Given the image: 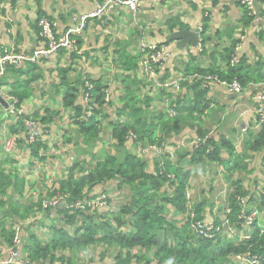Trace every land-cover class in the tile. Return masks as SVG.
Segmentation results:
<instances>
[{"label":"crops","instance_id":"0c3cea01","mask_svg":"<svg viewBox=\"0 0 264 264\" xmlns=\"http://www.w3.org/2000/svg\"><path fill=\"white\" fill-rule=\"evenodd\" d=\"M244 2V0H140L139 12L134 18L125 8L114 9L111 20L92 19L87 24L81 36V48L86 63L65 56L61 52L44 60L35 68H20L22 74L11 71L1 81L0 87L9 93L11 84L15 80L26 81L37 75L38 80L30 86L32 94L24 102L27 104L25 110L26 107L32 106L34 112H38L37 115H40L42 119H48V113L45 114L38 104L45 103L46 106H57L58 111L62 110L61 101L66 86L58 85L57 71L59 69V72L67 71L66 78L71 85L100 81L106 87L112 101L111 106L104 105L105 121L96 118L98 122L101 121L104 128H99V139L94 140L95 142L87 140L82 135L77 139L79 158H83L85 164L94 163L90 155L101 158V155L106 153L108 143L109 150H113L110 141H107L110 138L111 129L107 126V121L114 119L115 108L121 105L123 77L130 79L134 77L142 94L151 96L152 113L160 112L166 117L167 106L164 100L168 97L164 95L169 92H164L163 95V91L156 86V82L170 80L180 73L186 74L195 68L224 71L225 63L221 61L220 56L230 47L233 53L237 52L239 59L245 60V66L258 65L260 75L264 73V5L259 0H251V5L248 7L244 5ZM94 9L92 0H16L12 4L0 3V55L5 49L14 54H28L39 44L34 33L38 11L55 23L57 32H63L71 24L73 16L88 14ZM245 9L251 10L252 15L259 16V20L244 25L242 19ZM8 18L12 19V26L6 23ZM203 27H206L204 37L207 40L203 44L200 40L197 50L190 45L181 50L176 42L169 39L174 32L198 33ZM11 28L13 32L9 33ZM144 44L166 46L170 51V58L160 66L159 73L157 72L158 79L156 76L141 78L138 68L135 71H123L117 61L120 52L135 57ZM192 83L191 81L181 85L179 91L172 95L174 107L175 105H178L180 109H186L188 105L191 107L190 86ZM263 85L264 83H249L242 87V92L237 95L225 87L206 83L204 84V101L207 107L202 113L198 111L194 115L188 114L190 120H187L186 114L181 112L174 127L165 131L163 148L168 152L178 148L192 150L191 143L197 141L200 130L204 131L208 137H212L217 146H221L223 142L228 145L223 146L220 153L224 165L205 163L184 167L190 172L187 187L188 205L191 208V205L195 203H204L201 207L204 222L213 220L223 222L227 195L234 188L233 183L238 182L239 186L248 191L251 197L248 199L253 205L250 206L258 211L259 224L262 223L264 228V150L261 153L255 152L247 146L252 136L261 127L255 124L257 116L254 95ZM75 104L82 105L81 96L76 95ZM3 113V108L0 106V138ZM60 114L61 117H51L50 123L42 124L49 128L46 133L48 138L52 133L55 140H69L75 132L72 121L66 120L69 110ZM244 128L246 132L242 134L241 130ZM125 146L128 150L132 149L130 142H127ZM180 151L185 150H179L177 154ZM230 152L234 154L232 161L229 160ZM15 153L16 162L20 168L30 167L27 166L28 151H25L23 146L17 147ZM59 156L57 154L56 159ZM237 157L240 162L236 161ZM142 159L146 162L147 170L151 171L154 160L156 161L155 155L149 153ZM4 161L5 155L0 145V167ZM236 162L239 163L237 169L230 170ZM37 168L33 167V171H29L25 176L27 183L31 186L26 192L28 201H34L39 193H45L46 189L52 187L60 178L59 171L51 168L46 171L36 170ZM100 191L108 196L110 210L114 212L126 203L130 196V191L127 188L118 187L117 181L99 184L91 192L95 194ZM259 196L262 198L258 199ZM167 218L174 221L182 220L174 208L168 210ZM25 223L29 225L32 220L29 219ZM182 224L183 222H180L179 226ZM230 229L231 234L228 233L227 227H223L219 236L222 244L238 242L250 234L249 229L242 225L230 226ZM90 248H95L97 255L103 250L96 247ZM0 250L3 253L8 249L7 246L0 245ZM84 255L86 256L85 252ZM115 255V253L112 254L111 258ZM87 257H91V254L87 253Z\"/></svg>","mask_w":264,"mask_h":264},{"label":"trees","instance_id":"16d2710c","mask_svg":"<svg viewBox=\"0 0 264 264\" xmlns=\"http://www.w3.org/2000/svg\"><path fill=\"white\" fill-rule=\"evenodd\" d=\"M15 1L0 0V3L10 2L12 4ZM262 4L264 5V0ZM44 17L38 11L36 22ZM251 19L250 13L247 14L244 10L242 23L247 25ZM205 29L206 27H203L200 33L202 44L207 40L204 37ZM34 33L35 36L38 35L36 23ZM77 44L81 46V38ZM223 53L220 59L225 63L224 71L195 68L185 75H211L227 82L235 80L241 87L249 83H264V73L260 75L258 65L245 66V60L240 59L237 65L231 66L229 64L233 55L231 47ZM117 61L123 71H135L138 68L137 58L131 57L128 53L120 52ZM36 66L27 64L25 69ZM59 70L57 71L58 85L66 86L62 95V107L69 108V116L75 131L74 136L66 141L73 145L74 152H79L77 139L80 135L90 141L99 139V128H104V126L96 118L105 121L104 105L111 106L112 101L109 98L108 103L105 102L106 87L100 81L91 82L94 87L90 93L92 111L91 117L86 119L83 111L85 112L87 108L83 110L81 105L75 104L74 91L78 88L71 86L68 82L66 70L60 72ZM11 71L22 74L21 69L14 67H7L5 70L6 74ZM153 71L159 73V68L153 66ZM3 79H0V86ZM36 80H38L37 75L26 81L15 80L11 84L9 94L18 100V104L23 103L31 96L30 86ZM78 84L82 85V83ZM201 84L202 81L196 79L190 86L191 107L188 105L186 109H180L178 105L174 107L172 101L171 107L175 115L165 117L160 112L152 113L151 96L142 94L134 77L131 79L123 77L121 105L115 108L114 119L107 121V126L111 128L110 138L107 141L115 142L111 144L113 153L105 149L106 153L101 155V158L90 155L94 161L90 164H85L84 159L78 156L79 161H73L67 166L66 175L62 177V172H60L62 178H59L45 193H39L34 201L26 199V192L31 186L22 175L23 168H20L18 162L15 163L12 157L6 158L0 167V196L3 195L0 198V245L7 246V249L13 246L14 227L19 220H13V224L8 220L18 218L22 219V222L32 220V223L29 225L25 223L20 229L19 235L23 233L25 241L20 242L17 249L22 257L35 264H71L70 259L65 257L64 253L71 254L89 246L103 249L99 254L102 255L105 263L116 262L117 264H169V262L170 264H238L233 259L237 254L249 253L264 257V231L258 227L256 222L248 228L249 239L225 244H222L219 237L215 241L197 238L189 228L190 219L188 217L191 214L195 216V221L204 220L201 211L204 203H195L191 205V208L188 205L189 199H186L185 195L190 172L184 167L205 163L224 165L220 153L223 146H228L226 143L223 142L221 146H217L212 137H207L204 131L200 130L197 134L199 142L196 148L180 151L173 160L166 159L165 155L156 157L151 171L147 170L146 162L142 159L144 156L136 152L135 145L143 142L162 148L165 131L174 127L181 112L186 114L187 120H190L188 114L194 115L198 111L202 113L207 105L204 101L205 91ZM162 94L164 95V92ZM51 115L54 114L48 113L50 121ZM32 117H38L37 113ZM44 120L41 117V121L44 122ZM130 136H133L134 140L132 149L128 150L125 145ZM2 139L3 137L0 138L1 141ZM247 146L255 152L261 153L264 150V124L252 136ZM34 147H36V155L37 150L44 148V145L40 142ZM233 155V152H230V161ZM238 159L239 157L236 161ZM238 164L237 162L233 164L230 170L237 169ZM32 171L33 169L30 170ZM109 181H117L118 187H124L130 191L128 201L123 203L116 212L98 210L81 212L69 211L62 206L56 208L41 206L44 196L52 198L58 193L67 195V204L88 199L87 195L93 188ZM233 186V191L227 195L226 206L230 210L227 220L234 227L240 225L239 216L243 210V206L237 202L236 198L240 196L248 206L252 204L247 190L239 186L238 182L233 183ZM261 198L259 196L258 199ZM170 208H174L180 214L181 221L167 218ZM14 222L17 223L14 224ZM180 222H183L181 226H179ZM37 224L40 232L38 235L35 233L36 228L33 227ZM108 251H111L110 255L106 254ZM114 253L115 257L111 258ZM1 255L2 250H0Z\"/></svg>","mask_w":264,"mask_h":264},{"label":"built area","instance_id":"2783aa9c","mask_svg":"<svg viewBox=\"0 0 264 264\" xmlns=\"http://www.w3.org/2000/svg\"><path fill=\"white\" fill-rule=\"evenodd\" d=\"M95 5V9L93 12L84 14L81 16H76L71 19L70 26L63 32L58 33L56 30V25L54 22H50L46 18H41L37 22L38 27V42L39 44L31 51L30 54H14L13 52H8L6 49L0 55V76H2L4 69L6 66H21L24 63L30 64H39L41 61L46 60L54 55H56L59 51H64L67 54H72L78 57V59L82 60L86 63V60L83 56V51L78 47L77 41L81 36L83 30L86 27V24L91 19H102L105 18L107 20H111V15L114 9L117 8H125L128 12L131 13L134 18L139 12L140 0H92ZM245 6L251 5V0H244ZM263 1V0H259ZM249 10V9H248ZM250 15L252 16L254 22L259 20L258 17L252 15V11L249 10ZM8 23L11 24V20L8 19ZM13 29L9 33H12ZM198 49V48H197ZM196 49V50H197ZM189 54V53H188ZM170 51L165 46H157V45H149L144 44L139 49L138 56V66L139 72L142 76L155 77L156 72L153 71V66L159 67L166 63L170 58ZM239 63V58L237 56H233L230 65H237ZM196 79L201 80V87L204 88V84L211 83L215 85H219L221 87L227 88L230 92L234 94H240L242 92L241 86L233 81L231 83L226 81H220L217 77L213 76H199L198 74L193 75H182L179 74L175 78L164 81L161 84L156 82V86L160 90H164L166 92L171 93V95L176 94L182 83H187L191 81H195ZM83 92V103L84 107H87V110L83 113L85 114V118L91 117L92 108L89 104L92 103V100L89 99L90 92L93 89V86L87 82L84 83ZM0 95L7 103V109L5 110L6 119L8 118L12 121L13 124L17 123L18 120L21 122V127L23 131H19L18 134L7 137L3 141V152L6 156L12 157L16 160V145L18 143H23L27 145H33L36 143H42L44 146L47 144H52L53 137L52 133L50 134V138L46 134L48 130L42 129L41 125L28 118L23 105H19L17 99L10 97L8 95L2 94ZM254 101L256 104L255 115L257 116V127L261 124H264V85L260 87V90L254 95ZM105 102H107V97L105 98ZM164 104L167 106L166 114L169 117H173L175 115L174 109L170 107V100L165 99ZM61 117V114H59ZM66 120L71 122L70 116L66 117ZM246 129H242L241 133L244 134ZM134 137L130 136L129 141L133 143ZM23 141V142H21ZM198 142H192V149L198 146ZM111 144L115 142L110 141ZM69 146L68 153L65 154L63 159H60L57 164L56 155L59 154L57 152L52 153L47 148H39L37 150V155L28 162L27 166L23 167L22 175L27 176L29 171L33 169V167H38L36 170L46 171L48 168L54 169L55 171L62 172L63 177L66 175L67 166L73 163L74 157L70 154L73 153V145L72 144H64L62 148L65 150ZM184 146V145H183ZM110 145L108 143L107 149L109 150ZM136 152L141 156H145L146 154L153 153L155 157L159 158L163 155L167 156L166 159H175L174 153L166 151L165 148H157L151 146L150 144L137 143L135 145ZM180 149V148H178ZM63 150V151H64ZM65 152V151H64ZM110 153H113V150H110ZM38 161V163H36ZM51 188V187H50ZM88 199H83L80 201H74L72 203L67 204V195L63 193H58L55 197L45 198L41 203L43 208H56L59 206L64 207L69 211H81L86 212L87 210H98V211H112L110 210V205L108 203V199L106 195L103 193L88 194ZM186 198H189V194L186 193ZM237 202L243 206V210L240 213L239 219L241 224L244 227L251 226L256 219L258 218V213L256 210L251 209V207L245 205V201L241 197L236 198ZM229 209H226V215L229 214ZM190 219L189 228L193 232L194 236L197 238H202L210 241H214L219 237L222 233L223 227H227L228 233H232V230L229 227L227 220L223 222V225L218 226L215 221L210 222H198L195 221V216L193 214L188 217ZM19 226L15 228V237L13 240V246L9 249V251L0 256V264H35L29 262L26 258L22 257L17 250V245L20 243L19 241ZM264 231V230H262ZM247 238V237H246ZM234 261L238 264H264V257L254 256L249 253L238 254L233 257ZM91 264V263H90ZM99 264H117L116 262H108V263H99Z\"/></svg>","mask_w":264,"mask_h":264},{"label":"clouds","instance_id":"9594fccd","mask_svg":"<svg viewBox=\"0 0 264 264\" xmlns=\"http://www.w3.org/2000/svg\"><path fill=\"white\" fill-rule=\"evenodd\" d=\"M261 3H262V1H260ZM246 11H247V14L249 13V10L248 9H245ZM76 16H78V15H76ZM76 16H73L72 17V19L74 18V17H76ZM81 16V15H80ZM251 16V15H250ZM44 18H46V17H44ZM251 18H252V16H251ZM258 18H259V16H258ZM9 19V18H8ZM8 19L6 20V23H8L7 21H8ZM41 19V18H40ZM47 20H49L48 18H46ZM9 20H11L12 21V19H9ZM92 20V19H91ZM97 20H99V19H97ZM101 20V19H100ZM50 22H52L51 20H49ZM254 20H253V18L251 19V22H253ZM38 22V21H37ZM37 22H36V26H37ZM90 22V20L88 21V23ZM87 23V24H88ZM12 24H13V21L11 22V24L10 23H8V25H11L12 26ZM87 24H86V26H87ZM70 26V25H69ZM68 26V27H69ZM67 27V28H68ZM38 28V27H37ZM66 28V29H67ZM86 28V27H85ZM65 29V30H66ZM57 30V29H56ZM64 30V31H65ZM85 30V29H84ZM84 30H83V32H84ZM39 31V30H38ZM63 31V32H64ZM63 32H58V33H63ZM83 32H82V34H83ZM200 33H201V29H200V31L197 33L198 34V36H199V42H200V40H201V36H200ZM82 34H81V36H82ZM81 36L79 37V39L81 38ZM36 38H38V35H36L35 36ZM78 39V40H79ZM38 40H39V38H38ZM199 42H198V45H199ZM150 45V44H149ZM198 45H197V47H195L194 49H197V48H199L198 47ZM157 46H161V45H157ZM81 50H82V48H81V46L79 45L78 46ZM166 47V46H165ZM34 49V48H33ZM32 49V50H33ZM31 50V51H32ZM31 51L28 53V54H30L31 53ZM83 51V50H82ZM60 52H63L64 54H65V56H68V57H71V58H75V59H78V57H76L75 55H72V54H67V53H65L64 51H59L58 53H60ZM57 53V54H58ZM25 55H28V54H26V53H24ZM237 54V52H234L233 53V56L235 55V56H237L236 55ZM55 56V55H54ZM83 56H84V52H83ZM138 56H139V51L136 53V55H135V57L137 58V63H138ZM232 56V57H233ZM232 57H231V59H232ZM238 57V56H237ZM231 59H230V61H231ZM80 60V59H79ZM44 61V60H43ZM43 61H41V62H43ZM230 61H229V64H230ZM239 61H240V59H239ZM40 62V63H41ZM39 63V64H40ZM84 63V62H83ZM27 64H30V63H24V64H22L21 66H13V65H10V66H6L5 67V69H4V72H3V74H2V76H0V79H3V78H5V76H6V72H5V70H6V68L7 67H14V68H16V69H23V68H25L26 67V65ZM39 64H34V65H39ZM33 65V64H32ZM157 68H159V67H157ZM138 69H139V66H138ZM180 74H182V75H184L185 76V74H183V73H180ZM179 75V74H178ZM178 75H176V76H178ZM193 75V74H192ZM175 76V77H176ZM204 76H206V75H204ZM209 76H211V75H209ZM174 77V78H175ZM213 77H216V76H213ZM142 78V77H141ZM156 78H157V73H156ZM158 79V78H157ZM159 81V80H158ZM164 81H167V80H164ZM164 81H159L158 83H162V82H164ZM220 81H222V80H220ZM233 81H235V80H233ZM233 81H231V82H233ZM192 82H194V81H192ZM227 82V81H226ZM231 82H229V83H231ZM237 82V81H236ZM84 83L85 82H83L82 83V85H80V84H73V85H71V86H75V87H77L78 88V90L77 91H74V93H75V95H79V96H81L82 97V107H83V110L85 109V108H87V107H84V103H83V100H84V97H83V92L85 91V89H84ZM87 83H89V82H87ZM238 83V82H237ZM89 84H91V83H89ZM183 84V83H182ZM181 84V85H182ZM239 84V83H238ZM92 85V84H91ZM180 85V86H181ZM240 85V84H239ZM93 86V85H92ZM242 88V87H241ZM204 89V88H203ZM94 90V87H93V89H92V91ZM91 91V92H92ZM161 91H163V92H166V91H164V90H161ZM0 92L2 93V94H5V95H8V96H10V97H13L12 95H10L9 93H6L5 91H4V89L2 88V87H0ZM90 92V93H91ZM105 94L107 95V102L106 103H108V101H109V94H108V91H107V89H106V91H105ZM168 94V98H166V99H169L170 100V107H171V105H172V100H171V97H172V95L170 94V93H167ZM170 96V97H169ZM0 98L6 103V101L3 99V97L0 95ZM13 98H15V97H13ZM16 99V98H15ZM89 99H90V97H89ZM91 100V99H90ZM18 101V100H17ZM25 101H27V100H25ZM24 101V102H25ZM21 103V104H19V105H23L24 107L27 105V104H25V103ZM62 104H63V97H62V101H61V108H62V110L61 111H58L57 109H56V107L57 106H53V105H51V106H46L45 105V103L44 104H42L41 106H40V108H41V110L45 113V114H47V113H52V114H54V115H51V117H53V118H58L59 116H58V114H60L61 112H64V111H67V110H69V108H63L62 107ZM1 106V105H0ZM89 106H90V104H89ZM2 107V106H1ZM3 108V111H4V113H3V117H2V126H1V137H3V139H2V141L0 140V144H1V150H2V153L4 154V152H3V141H4V139L5 138H7V137H11V136H14V135H16V133L18 134V132L19 131H23V128L21 127V122H20V120H18L17 121V123H15V124H13L12 123V121H10L8 118L6 119V113H5V110L7 109V103H6V108H4V107H2ZM172 108V107H171ZM28 110V111H27ZM35 113H38V112H34V110H33V107L32 106H28V107H26V115H27V117L28 118H30V119H32V120H34V121H36V122H38L40 125H41V127H42V129H45V130H48L49 128L47 127V126H45V125H43L42 123H46V124H48V123H50L51 121H50V119H45L44 120V122H42L41 121V117H40V115H38V117H32V115H34ZM174 113H175V111H174ZM167 115V114H166ZM168 116V115H167ZM50 117V118H51ZM47 118H49V116H48V114H47ZM262 125V124H261ZM207 136V135H206ZM208 137V136H207ZM197 141H198V139H197ZM21 142H23V141H21ZM128 142H130V141H128ZM131 143V142H130ZM144 143V142H143ZM64 144H68L67 143V141H66V139H61V141H59V140H55V138H53V142H52V144H47L46 146H44L45 148H47V149H49L52 153H54V152H57ZM144 144H148V143H144ZM34 145L35 144H33V145H25V144H23V143H18L16 146L17 147H19V146H23L24 148H25V151L27 150L28 151V153H26L27 154V156H28V160H27V164H28V162L31 160V158H34V157H36V155H35V151H36V147H34ZM16 147V148H17ZM34 147V148H33ZM163 148V147H162ZM179 150H187V149H176L175 151H173V153H174V155L176 156L177 155V152L179 151ZM193 150V149H192ZM5 155V154H4ZM31 155H35L34 157H32ZM76 157H78V155L76 156ZM6 158H10V156H6L5 155V159ZM156 158V157H155ZM15 163H17L16 162V160H14V159H12ZM47 189H49V188H47ZM234 189V188H233ZM233 189H232V191H233ZM231 191V192H232ZM98 193H103L104 195H106L103 191H100V192H98ZM98 193H95L94 195H96V194H98ZM90 194H93V192H90ZM106 197H107V199H108V196L106 195ZM240 197V196H239ZM242 198V197H241ZM186 199H189V198H186ZM109 203V202H108ZM245 205H246V203H245ZM246 206H248V205H246ZM249 207H251V206H249ZM226 209H229L227 206H226V208H225V210H224V215H223V222L225 221V220H227V216L228 215H226ZM251 209H254L253 207H251ZM255 210V209H254ZM230 211V210H229ZM257 211V210H256ZM105 212H114V211H105ZM257 213H258V211H257ZM259 214V213H258ZM204 221V220H203ZM223 222L222 223H216V221H215V223L216 224H218V226H221V225H223ZM227 222H228V224H229V227L231 226L230 225V223H229V221L227 220ZM256 224L258 225V227L261 229V230H264V228L263 227H261L260 226V224H259V221H258V218L256 219ZM17 226H19V231H20V229L25 225V222H19V225H18V223L16 224ZM27 225V224H26ZM240 225H242L241 223H240ZM243 226V225H242ZM250 227V226H249ZM249 227H246V228H249ZM15 228H16V226L14 227V231H15ZM194 235V234H193ZM221 235V234H220ZM219 235V236H220ZM249 237H250V234L249 235H247V238H244L243 240H245V239H249ZM218 238V237H217ZM19 241L21 242V239H20V237H19ZM210 241V240H209ZM213 241V240H212ZM215 241V240H214ZM10 248H12V247H10ZM10 248H8V250H6L4 253H2V255H5L8 251H9V249ZM18 250V249H17ZM18 252L20 253V251L18 250ZM1 255V256H2ZM20 255L22 256V254L20 253ZM238 255V254H237ZM236 256V255H235ZM169 264H170V262H169Z\"/></svg>","mask_w":264,"mask_h":264},{"label":"rangeland","instance_id":"374dc122","mask_svg":"<svg viewBox=\"0 0 264 264\" xmlns=\"http://www.w3.org/2000/svg\"><path fill=\"white\" fill-rule=\"evenodd\" d=\"M38 105L41 106L40 104H38ZM68 145H69V143H68ZM69 149L70 148L68 146L65 150L62 147L58 150L57 153H59L60 156L57 158V164H58V162H59L60 159H63L65 157V154L68 153ZM70 154L74 157V160L73 161H79V158L76 157L77 154H78L77 152H73V153H70ZM18 155L21 156L20 153H18ZM36 163H38V161ZM62 177H60V178H62ZM35 188L38 189V187H35ZM2 196L3 195H1L0 198H2ZM45 198H46V196H44L43 199L47 201V199H45ZM13 220H19V222H22L23 221L22 219H18V218H15L14 219V218H12L11 220H8V222H10L11 224H13ZM6 222H7V220H6ZM19 222H18V225H19ZM15 223H17V222H14V224ZM260 226L263 227V224L261 223ZM16 227H17V225H16ZM33 227L36 228L37 231L35 233L38 235L40 233L39 230H38V224L37 225H34ZM15 234L16 233H14V237H15ZM19 236L21 238V242H24L25 241V238H23V233L21 235H19ZM14 237H13V240H14ZM90 247L76 250V251L72 252L71 254L68 253V252H65L64 253V256L67 257L68 259H70L71 264H90V263L91 264H99V263H104L105 260L102 259V255L101 254L97 255L96 249L95 248H90ZM84 252L86 253V256L84 255ZM87 253H90L91 254V257H87ZM106 254L107 255H110L111 254V251H108Z\"/></svg>","mask_w":264,"mask_h":264},{"label":"water","instance_id":"95a60500","mask_svg":"<svg viewBox=\"0 0 264 264\" xmlns=\"http://www.w3.org/2000/svg\"><path fill=\"white\" fill-rule=\"evenodd\" d=\"M169 39L176 42L177 47L181 50L186 48L188 45H190L191 48H195L199 42V36L194 31L174 32L170 35ZM0 105L6 108V103L1 98Z\"/></svg>","mask_w":264,"mask_h":264}]
</instances>
